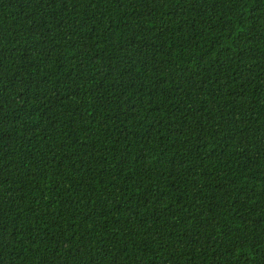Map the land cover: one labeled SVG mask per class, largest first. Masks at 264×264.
Wrapping results in <instances>:
<instances>
[{
  "label": "trees",
  "instance_id": "1",
  "mask_svg": "<svg viewBox=\"0 0 264 264\" xmlns=\"http://www.w3.org/2000/svg\"><path fill=\"white\" fill-rule=\"evenodd\" d=\"M0 264H264V0H0Z\"/></svg>",
  "mask_w": 264,
  "mask_h": 264
}]
</instances>
